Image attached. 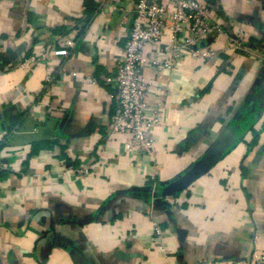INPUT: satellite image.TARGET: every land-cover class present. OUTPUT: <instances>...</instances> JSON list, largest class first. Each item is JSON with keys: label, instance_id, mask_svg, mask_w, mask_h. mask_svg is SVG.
<instances>
[{"label": "crops", "instance_id": "crops-1", "mask_svg": "<svg viewBox=\"0 0 264 264\" xmlns=\"http://www.w3.org/2000/svg\"><path fill=\"white\" fill-rule=\"evenodd\" d=\"M201 1L225 31L198 42L208 57L147 69L148 103L166 93L151 157L126 151L128 134L106 140L118 100L104 77L134 3L0 0V264H243L264 253V0ZM64 36L77 40L66 55ZM170 37L145 52L166 57ZM216 143L208 171L164 192Z\"/></svg>", "mask_w": 264, "mask_h": 264}, {"label": "built area", "instance_id": "built-area-1", "mask_svg": "<svg viewBox=\"0 0 264 264\" xmlns=\"http://www.w3.org/2000/svg\"><path fill=\"white\" fill-rule=\"evenodd\" d=\"M133 2L134 14L130 24L129 35L116 64L114 74L104 77L107 83L116 90L118 111L113 118L106 140L115 136L128 134L125 150L129 153H141L151 157L156 154L157 141L155 132L161 124L162 108L166 98L163 89L156 96V102L147 101L149 78L147 69L155 71L171 70L177 60L188 55L204 58L213 52L209 45L198 47V42L225 31L224 24L211 13V7L201 0H127ZM119 0H98V8L116 4ZM169 30V42L162 47L168 51L164 58H156L145 52L148 45L158 44L163 33ZM243 33L229 36V44L234 49H242ZM77 40L64 36L63 47L56 52L66 55L76 46ZM45 52L39 56L31 55L23 61L35 63L44 58ZM51 75L46 77L51 80ZM89 166L77 169L78 174H84ZM156 227V234H160ZM243 264H264V253H255Z\"/></svg>", "mask_w": 264, "mask_h": 264}, {"label": "water", "instance_id": "water-1", "mask_svg": "<svg viewBox=\"0 0 264 264\" xmlns=\"http://www.w3.org/2000/svg\"><path fill=\"white\" fill-rule=\"evenodd\" d=\"M222 156L221 144L213 145L207 152H205L199 159L195 160L179 175L169 181H165L163 190L167 194L175 193L185 188L194 179L209 170L210 167L217 162Z\"/></svg>", "mask_w": 264, "mask_h": 264}]
</instances>
